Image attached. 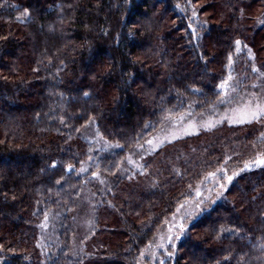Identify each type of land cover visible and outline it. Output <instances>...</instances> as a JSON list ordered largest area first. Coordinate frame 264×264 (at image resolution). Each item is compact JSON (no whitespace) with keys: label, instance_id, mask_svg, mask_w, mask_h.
I'll return each mask as SVG.
<instances>
[{"label":"trees","instance_id":"16d2710c","mask_svg":"<svg viewBox=\"0 0 264 264\" xmlns=\"http://www.w3.org/2000/svg\"><path fill=\"white\" fill-rule=\"evenodd\" d=\"M263 73L264 0H0V264L148 263L219 170L237 174L156 264H264V166L244 168L264 119L145 148L263 93Z\"/></svg>","mask_w":264,"mask_h":264},{"label":"rangeland","instance_id":"374dc122","mask_svg":"<svg viewBox=\"0 0 264 264\" xmlns=\"http://www.w3.org/2000/svg\"><path fill=\"white\" fill-rule=\"evenodd\" d=\"M262 77H264V73ZM234 87L235 83L228 79L223 84L224 96L230 97L233 94ZM261 109H264V92L250 94L246 98L230 103L226 109L217 112L215 116H181L171 125L152 136L145 145L146 151H153L166 142L197 133L202 129L214 128L225 122L238 124L264 119V113L260 112ZM254 112L257 113L255 118L252 116ZM88 139L96 143L98 148L101 149H109L117 145L105 141L96 133H93V130L89 132ZM131 160L135 167H139L140 162L138 159L132 158ZM262 160H264V155L259 154L253 160L246 162L244 168L264 166V163H259ZM236 174L235 172L233 175H227L225 171L219 170L217 173L209 174L198 184L193 190L192 197L181 202L177 209L165 220L147 252L149 262L145 264H156L157 261L162 262L164 258L170 257L171 252L174 251L177 243L184 237L190 225L221 198ZM84 222L89 227L93 226L94 214L91 213Z\"/></svg>","mask_w":264,"mask_h":264},{"label":"snow or ice","instance_id":"6c2138e0","mask_svg":"<svg viewBox=\"0 0 264 264\" xmlns=\"http://www.w3.org/2000/svg\"><path fill=\"white\" fill-rule=\"evenodd\" d=\"M237 44H239V41H237ZM223 87V86H222ZM260 112L261 113H264V109H261L260 110ZM252 116H253V118H255L256 116H257V113H252ZM240 122H243V121H240ZM259 163H264V160H262V161H259ZM229 179H231V178H229Z\"/></svg>","mask_w":264,"mask_h":264}]
</instances>
